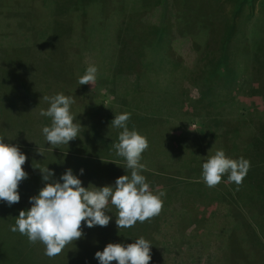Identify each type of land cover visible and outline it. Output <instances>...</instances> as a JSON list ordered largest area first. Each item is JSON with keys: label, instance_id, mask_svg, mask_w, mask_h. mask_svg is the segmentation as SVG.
Returning <instances> with one entry per match:
<instances>
[{"label": "rangeland", "instance_id": "obj_1", "mask_svg": "<svg viewBox=\"0 0 264 264\" xmlns=\"http://www.w3.org/2000/svg\"><path fill=\"white\" fill-rule=\"evenodd\" d=\"M64 1L66 0H0V66L3 70L0 69V81L1 74L6 70V88L0 99V136L5 137L6 143L17 145L26 154L28 159L22 167L29 174L19 185V203L8 206L5 202H0V264H82L79 260L66 261L62 256L66 249L49 258L44 255L41 243L31 244L25 236L9 230V225L14 224L19 211L30 207L28 198L37 194L42 187L39 170L33 167L42 165L44 160L46 164L52 165L57 177L66 168H70L61 166L64 162L56 161L52 156L42 159L37 152V149L49 155L56 152V149L52 152L47 144L44 146L40 131L46 123L50 124L49 118L38 115L39 110L47 105L43 100L48 95L44 94L46 80L49 81L52 95L63 93L74 97L71 111L78 124L83 121L82 117L91 114L94 122L98 119L101 126L105 127L98 132L110 143L106 142L99 149L84 143L90 133L87 132L88 128H84V123H80L83 125L81 129H85L82 144L74 145L80 156L94 154L100 159L113 152L112 145L117 141V130L109 126L107 128L106 125H111V120L102 122L106 113L111 119L122 112L141 115L139 119L132 118L134 124L131 122L129 129L134 128L143 136L159 137L161 141H157L155 145L159 150L164 151L169 147L168 144L174 145V159L165 160L158 154L151 160H141L144 170L148 174L152 173L147 175L143 170L141 174L146 177L150 190L154 193L163 191V188L174 187L181 191L183 178L178 176L196 178V189L200 186L207 187L201 178V163L217 149H223L228 158L238 159L244 155V149L251 148L250 156L246 158L250 161V167H254L259 176L264 172V133L260 132V129L264 130V0H205L200 11L203 15L198 14L199 17L212 16L210 19L215 26L220 20H225L224 25L226 22L230 24L228 28L222 25L228 33L226 31L225 42L222 38L221 43H224L220 44L218 50L228 48L232 37L239 36L242 21H245L248 31L247 41H242L240 49L233 53L237 61H241L239 76L235 77L231 73L224 78L219 74L216 76L212 70H201L199 62L208 61H198L197 58V46L204 47V54L209 50L220 55L211 46L214 33L211 30L208 32L203 26H207L209 22L204 21L203 24L193 12H187L188 21L185 22L189 25L182 29L183 23L176 19V11L179 9H176L175 4L173 6V0H124V5H118V0H107L106 7H111L114 3L113 6L118 5V8L117 11L114 8L115 14L110 13L112 15L107 26L105 25L104 33H101L100 41H96V36L91 32L95 25L100 29V24H97L101 22L99 15L108 10L96 8L93 14L88 3L83 7L79 0L72 4ZM102 2L103 0L99 2V7ZM87 8V16L94 19V23L86 28L90 31V37L83 27L79 28L77 25L80 15ZM124 14L131 17L130 21L136 18L141 22L144 18L157 27L164 26L167 18L173 22L168 25L172 34L168 33L167 36L165 32L163 40L158 39V47H172L176 52L179 51L181 57V63L176 65L179 72L170 80L159 75L157 65H147L151 60L150 55L136 58L138 56L132 54L139 61L138 65L126 67L123 64V30L126 26ZM62 21L69 24L65 26ZM81 31L85 32L83 40L79 39L80 34L83 35ZM133 50L136 48L133 47ZM90 64L98 69L95 83L92 86L79 85L78 77L85 73ZM198 67L200 68L196 70ZM33 71L40 73L36 76L42 78V85L32 84ZM103 77L104 83L101 82ZM248 80L253 81L251 90L246 89ZM126 91L131 92V96H127L125 100ZM145 97H149L151 102ZM87 105L89 111H86ZM85 119L89 120L88 117ZM66 146L60 145L59 148ZM196 148H199L197 153ZM90 149L95 153H90ZM105 163L111 166L110 170L99 174L102 176L89 173V170L83 168L84 174L98 177L94 178L98 181H92L96 186L103 185L105 180V185L111 184L115 178L125 173L122 162L105 160ZM71 169L77 174L80 167L75 165ZM227 185L237 186L228 182L227 175H224L215 188L224 189ZM240 185L246 186L256 196L255 199H249L240 195L236 201V211L240 212L244 228L247 220L251 221L247 205L264 206V189L261 192L255 188L253 190L244 179ZM211 206L215 210L220 208L216 202ZM251 224L253 230L258 232L259 229L252 222ZM257 235L264 241L263 232ZM260 248L264 256V243ZM212 250L201 246L195 249H156L157 256L154 259L157 264V261L165 264H221L209 255L213 254Z\"/></svg>", "mask_w": 264, "mask_h": 264}, {"label": "trees", "instance_id": "obj_2", "mask_svg": "<svg viewBox=\"0 0 264 264\" xmlns=\"http://www.w3.org/2000/svg\"><path fill=\"white\" fill-rule=\"evenodd\" d=\"M73 1L75 0H66L64 1V3L68 2L69 4H72ZM100 1L102 0H91L89 2L88 0H79L80 3H83V7L86 6V3H88V8L90 7L94 11L93 14H95L96 8L108 10L105 13H101L99 15L101 22H98L97 24H100V29L95 25V28L91 32V34L93 33V35L96 36V41L101 40V33H104L105 25L112 15L110 13H116L119 3H122V5H124V0H118V5H116L115 7L113 6L114 3L113 5H111V7H106L107 0H103L101 7H99ZM172 4L173 6L175 4L177 10L179 9V11H176V14L178 13L176 19L177 21L183 23L182 29L189 25L188 22H185L188 21L187 12H193L194 15H196V18L199 21L201 20L203 24L204 21L209 22L207 26H203L205 27V29L207 28L208 32L211 30L214 33L212 38L213 40H211L213 41L211 46L213 47V49L219 52L220 55H215L216 53L214 51L209 50L205 51L206 54H204V47L197 46V50L199 52L197 54L198 61H202L204 59L208 61L207 63L199 62L200 66L202 65L201 70H212L216 73V76L219 74L221 75V77L223 76V78L227 77V75L231 73H233L235 77L239 76V67H241L239 63L241 61H237L238 59L237 57L233 56V53L240 49V43L242 41H247L248 31L247 28H245V21L241 20L242 28L239 29V36H237V38L232 37L231 41L229 42L228 48L225 47L224 49L220 48V50H218L220 44L222 45L225 42L226 31L228 33V30H225V27H222V25L227 26L226 28H228V25L230 24L226 22V24L224 25L225 20L224 22L220 20V23L215 26L210 19V17L212 16L207 15L204 16V18L199 17L200 15L198 14L203 15V13L200 11L203 9L205 0H173ZM88 8L86 12H83V14L80 15L81 18L78 19L79 22H77L78 27H83L85 30L89 24H91L92 22L94 23V19H92L91 16H87L89 15ZM114 8L116 9L115 12ZM179 12L182 14L181 16ZM216 14H218V11ZM124 15L126 16V26L123 30L125 36L122 53L124 61L123 64L126 67H133L138 65L139 63L136 58H143V55L145 57V54L146 57L150 55L151 60L147 65H157L159 75L166 80H170L174 76V74L179 72L177 71V68L179 67L176 66L181 63L179 61L181 60V57L178 54L179 51L176 52L172 47H167V49L158 47V39L163 40V36H168V33L172 34V29L170 30L168 28L170 19L167 18L165 20V22L163 23L164 26L157 27L153 23L146 21L144 18L141 19V22L136 18L130 21L131 17L128 18L126 14ZM61 23L64 22L62 21ZM64 24L65 26H67L69 22L66 21V23ZM86 31L88 32V37H90V31ZM84 34L85 32L83 33V35L80 34L81 37L79 36V39L83 40ZM222 38L224 39V42L222 41L221 43ZM262 42L260 41L261 44H263ZM133 47H135L136 50H133ZM132 54L138 57L134 58ZM197 58L195 60H197ZM199 68L200 67H198L196 70H198ZM0 69L1 71H3L1 66ZM115 71L116 69L113 70L114 73ZM5 74L6 70L4 74H1L2 81H0V99L3 96L2 92L6 88ZM37 74L38 73H35L33 71V76L31 78L32 84L34 85L38 83L37 86H39L42 85V78L40 76L38 78L36 76ZM101 74L103 75L102 72ZM38 75H40V73ZM137 76L139 77L140 73H138ZM252 77L253 76H251L250 78L253 79ZM101 80V82L104 83L105 78L103 77L101 78ZM45 83L46 92H44V94L52 95L51 91L49 90V81L46 80ZM103 85L104 84H102V86ZM246 85V89L251 90L253 81L248 80ZM124 96L126 100L127 96H131V92L126 91V93H124ZM145 98L147 99V101L151 102V100H149V97ZM89 105H87L86 111L90 110ZM47 106L48 105H46V108ZM7 108L8 106H6V109ZM130 114L131 116L128 121V125H131V122L132 124H134V122L132 121L133 117L134 119L141 118V115L134 116L133 113ZM87 117L89 118V120L85 119ZM87 117H82L83 121L80 122L81 124L84 123V128H88L87 132L90 133V135L86 137V141L84 143L90 146L92 145L93 148H98L101 145L103 146L106 144V142L110 143L109 140L106 141L103 136L101 137L102 134H99L103 130V128L105 129V127L101 126L100 121L97 119L94 122L91 114H88ZM107 120L112 119L109 118V115L106 113V117H104L102 122H105ZM106 126L107 128L109 126L112 129L111 125ZM98 130H100V132H98ZM84 131L85 129L82 128L79 137L77 139H74L72 150L70 152H67L66 150L65 153L55 152L54 155H51V158L56 161L59 160L64 162V164H61V166L63 167L65 165L72 168L73 166L77 165V167L86 168L90 171L89 173H95L98 176H102L99 174L104 171L110 170L111 165L109 163H105V160L120 161L122 162L121 164H124L123 158L116 157L114 151L111 153V155H109L108 153L109 156L105 155L100 159L94 156V154H92L93 156H80L78 152L75 151L77 148H75L74 145H77L78 143L82 144L81 141L83 139ZM260 132L264 133L263 128L262 130L260 129ZM145 137L148 140L149 147L142 154L141 160H151L152 158L157 157L158 154H161L160 156H162V158H164L165 160L176 158L175 148L173 147L174 145L172 146L168 144L169 147L167 149H165L164 151L159 150L157 147H155L156 142L161 141L159 137L147 135H145ZM231 146L233 147V145ZM250 149L251 148L244 149V155L241 156L245 159L248 158L250 156ZM91 151L95 153L92 149H90V153H92ZM197 152H199V148H196L195 153ZM35 164L37 163L35 162ZM42 165H47L46 161H42ZM48 167L55 170L50 164H48ZM144 173H146L147 175L152 174H148L145 170ZM124 174L128 173L126 172ZM95 176L96 175L90 176L83 173V175L79 178L82 180L83 186L87 187L89 183H92L94 178H98ZM178 177L183 178V181H181L182 189L180 187L181 191H178L177 187L162 189L166 193V195L161 198L163 203L161 211L158 215L152 217L149 220H146L143 223L137 222L132 228L118 229L115 224V216L117 215L116 209L109 205L110 213L108 214L113 216V219L110 220L109 224L105 227L95 226L92 228H86L82 223V230L84 235L74 243H70L65 247L66 252L62 253L63 258H66V261L79 260V262L82 264H98L97 260L93 258L94 253L98 250H102L107 243H131V240H135L136 238L142 236L152 244L150 264H157L154 259V257L157 256V254H155L156 249H160V251L161 249H195L196 247L198 248L200 246L204 247L205 249H213V254L210 253L209 255L213 256L212 258L217 259L221 264H264V256L260 250V247L262 246V243H264V241L260 238V235H257L261 232L264 233V206H262V204L259 205V207H257L256 204L253 206H249L246 204L251 213L249 215L251 221L247 220L244 228L242 226L241 217L239 216L240 212L238 213L236 211L238 209V204L236 205L238 197L241 195L249 197V199H255L254 197L256 196L253 194V192L251 190H248L246 186L242 185H239L238 187L235 185H227L224 189H216L214 187L213 189L210 188V190L207 187L200 186V188L196 189L194 185V180L196 178L193 179V177L190 176ZM243 179L248 182V185L251 186V189L255 188L260 192L263 191L264 172L262 173V176H259L257 170L254 167H250ZM105 181L103 185H105ZM231 197L234 199H231ZM249 199L248 202L250 201ZM214 202L220 205L219 209L215 210L214 207L211 206ZM243 202L248 203L247 201ZM257 204H259V202ZM251 217L253 220L251 219ZM251 222L259 229L258 232H255V230H253ZM157 262L158 264H165L160 261ZM111 264H115V262H111Z\"/></svg>", "mask_w": 264, "mask_h": 264}, {"label": "clouds", "instance_id": "obj_3", "mask_svg": "<svg viewBox=\"0 0 264 264\" xmlns=\"http://www.w3.org/2000/svg\"><path fill=\"white\" fill-rule=\"evenodd\" d=\"M97 67L87 66L85 73L78 77L79 85H93L97 77ZM43 100L47 108H41L38 115L50 119V124L41 128L45 144L58 149L77 139L81 124H76V116L71 111L74 97L63 93L45 95ZM131 114L122 112L113 116L111 127L117 131V141L112 149L116 157L123 158L124 170L128 174L120 175L111 184L96 186L89 183L83 186L79 178L84 169L74 174L66 168L59 177L47 165H37L42 187L37 194L28 198L30 207L19 211L9 230L27 238L29 243L37 242L44 246V255L52 258L62 253L67 245L80 239L83 226L105 227L113 219L109 215V205L116 209L115 224L118 229H129L137 222L158 215L162 208L164 191L154 193L150 184L141 174L144 165L140 162L142 154L149 147L148 140L137 130L129 129ZM40 156L43 153L37 149ZM28 157L21 149L5 142L0 136V202L8 206L19 203V185L28 178V172L22 167ZM250 168V161L240 157L228 158L223 149H217L201 163V178L204 184L215 187L224 175L230 183L237 186L243 181ZM131 243H107L102 250L94 253L98 264H150L151 242L144 237L131 240Z\"/></svg>", "mask_w": 264, "mask_h": 264}, {"label": "crops", "instance_id": "obj_4", "mask_svg": "<svg viewBox=\"0 0 264 264\" xmlns=\"http://www.w3.org/2000/svg\"><path fill=\"white\" fill-rule=\"evenodd\" d=\"M73 114H74V113H73ZM74 116H75V115H74ZM74 122H75L76 124H78V122L76 121V119L74 120ZM46 125H47V123H46ZM81 130H82V129H81ZM43 141H44V139H43V137H42V142H43ZM73 142H74V140L70 141L69 144H68V147L66 146V147H64V148H62V149L59 148V146H58V148L61 149V150L56 149L55 151H56V152H62V153H65V150H66L67 152H68V151L70 152V151L72 150ZM43 143H44V142H43ZM70 147H71V148H70ZM45 149H47V148H45ZM67 152H66V153H67ZM34 154H35V153H34ZM76 154H77V153H76ZM51 155H53V154H50V155H49L48 153H46V154L43 153L42 159H45V158H46L45 156H49V157H50ZM42 161H44V160H42Z\"/></svg>", "mask_w": 264, "mask_h": 264}]
</instances>
